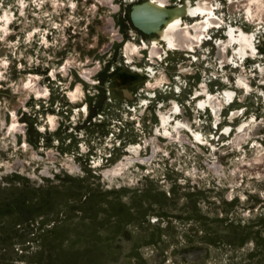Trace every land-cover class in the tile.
Masks as SVG:
<instances>
[{
    "label": "rangeland",
    "instance_id": "obj_1",
    "mask_svg": "<svg viewBox=\"0 0 264 264\" xmlns=\"http://www.w3.org/2000/svg\"><path fill=\"white\" fill-rule=\"evenodd\" d=\"M138 1L0 0V264H264V0L175 52Z\"/></svg>",
    "mask_w": 264,
    "mask_h": 264
},
{
    "label": "bare ground",
    "instance_id": "obj_2",
    "mask_svg": "<svg viewBox=\"0 0 264 264\" xmlns=\"http://www.w3.org/2000/svg\"><path fill=\"white\" fill-rule=\"evenodd\" d=\"M203 4L204 2L202 0L197 1L195 4L192 3V0H178L175 4H172L169 0H142L135 3V6L131 9L130 17L132 22L134 20L136 26L147 34L152 45L158 46L164 43L168 49L174 52L175 50H196V47L201 45L204 34L214 24V22L210 20L212 12L204 8ZM184 19L196 21V23L192 25V29H194L193 33L190 31L188 32L187 29H182L185 22ZM199 24L202 25L199 26ZM186 25L189 29L190 25L188 23H186ZM237 42L238 49L241 51L248 46L249 39L245 37V35H241L237 38ZM221 49L222 48H219L217 52L218 55H221ZM125 51L127 58L132 59L133 54L137 53L138 47L133 43H129ZM207 101L216 102V99L209 96ZM220 109L219 104L213 106L212 110L216 118ZM177 110L180 109L177 108ZM237 113L238 111L233 112V116ZM167 122L168 120L164 118L162 125L166 127ZM184 128L185 125L183 121L180 120L173 126L177 134ZM194 135L195 138L200 139L199 133H194ZM129 150L135 151V148L129 147Z\"/></svg>",
    "mask_w": 264,
    "mask_h": 264
},
{
    "label": "water",
    "instance_id": "obj_3",
    "mask_svg": "<svg viewBox=\"0 0 264 264\" xmlns=\"http://www.w3.org/2000/svg\"><path fill=\"white\" fill-rule=\"evenodd\" d=\"M133 26L137 29V30H139L140 32H142L137 26H136V24L134 23V20H133ZM143 34H145V35H147L146 33H144V32H142Z\"/></svg>",
    "mask_w": 264,
    "mask_h": 264
}]
</instances>
